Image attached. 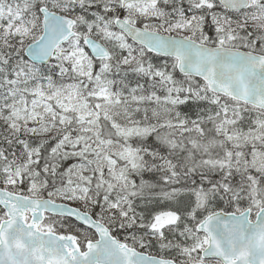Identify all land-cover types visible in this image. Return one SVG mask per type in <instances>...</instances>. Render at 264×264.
Segmentation results:
<instances>
[{
  "label": "snow or ice",
  "instance_id": "snow-or-ice-1",
  "mask_svg": "<svg viewBox=\"0 0 264 264\" xmlns=\"http://www.w3.org/2000/svg\"><path fill=\"white\" fill-rule=\"evenodd\" d=\"M0 264H264V0H0Z\"/></svg>",
  "mask_w": 264,
  "mask_h": 264
}]
</instances>
